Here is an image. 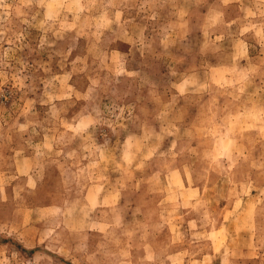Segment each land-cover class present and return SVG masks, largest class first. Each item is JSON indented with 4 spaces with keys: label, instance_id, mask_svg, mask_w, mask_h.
<instances>
[{
    "label": "rangeland",
    "instance_id": "obj_1",
    "mask_svg": "<svg viewBox=\"0 0 264 264\" xmlns=\"http://www.w3.org/2000/svg\"><path fill=\"white\" fill-rule=\"evenodd\" d=\"M0 264H264V0H0Z\"/></svg>",
    "mask_w": 264,
    "mask_h": 264
}]
</instances>
